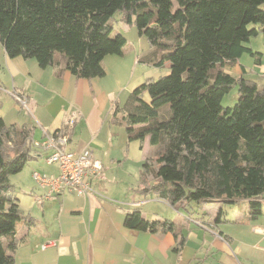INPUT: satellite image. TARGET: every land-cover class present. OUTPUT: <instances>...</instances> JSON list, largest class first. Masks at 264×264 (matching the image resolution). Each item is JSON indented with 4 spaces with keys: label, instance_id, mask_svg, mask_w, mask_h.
Masks as SVG:
<instances>
[{
    "label": "trees",
    "instance_id": "trees-1",
    "mask_svg": "<svg viewBox=\"0 0 264 264\" xmlns=\"http://www.w3.org/2000/svg\"><path fill=\"white\" fill-rule=\"evenodd\" d=\"M117 12L148 41L150 50L138 63L169 69L133 89L115 110L128 141L149 137L158 149L141 164L142 182L151 178L147 186L176 209L246 201L249 218L260 217L264 85L246 77L238 61L248 54L261 62L245 44L259 34L264 39V0H0V44L11 59H33L40 68L62 64L78 79L102 77L104 58L122 56L126 44L120 34L111 37ZM232 64L240 77L224 71ZM233 86L236 103L223 108ZM34 131L7 126L0 116V264H16L15 230L24 217L9 177L35 159ZM125 226L175 235L173 223L146 221L137 211Z\"/></svg>",
    "mask_w": 264,
    "mask_h": 264
},
{
    "label": "crops",
    "instance_id": "crops-1",
    "mask_svg": "<svg viewBox=\"0 0 264 264\" xmlns=\"http://www.w3.org/2000/svg\"><path fill=\"white\" fill-rule=\"evenodd\" d=\"M142 54L108 55L102 77L78 79L62 64L40 68L33 59H11L0 44V116L7 126L35 129V159L11 181L24 217L15 230L16 264H264V203L255 220L248 216L246 201L176 209L147 186L151 178L142 182L141 164L158 150L149 145V137L128 141L122 113H115L127 93L144 83L142 77L131 80ZM255 65L263 67L257 73L264 85V66ZM224 68L234 78L242 75L238 64ZM143 99L148 101L147 95ZM18 103L28 117L11 115L21 111ZM46 136L65 138L64 151L92 152L102 171L88 179L91 194L45 198V190L33 183V172L59 174L57 165L45 162L52 151L34 146ZM136 211L146 221L173 223L175 235L126 227V216ZM47 241L56 246L42 250Z\"/></svg>",
    "mask_w": 264,
    "mask_h": 264
},
{
    "label": "built area",
    "instance_id": "built-area-1",
    "mask_svg": "<svg viewBox=\"0 0 264 264\" xmlns=\"http://www.w3.org/2000/svg\"><path fill=\"white\" fill-rule=\"evenodd\" d=\"M17 100L24 105L19 98ZM65 142V138L56 139L54 136H46L44 141L34 144L39 149L52 151L45 162L55 164L59 169V174L55 177L38 172L32 173V179L36 185L45 190V198L64 192L80 196L91 194L92 188L88 179L99 175L102 171L101 164L93 159L89 149L76 153L67 152L62 149ZM55 246V241H47L41 245V249Z\"/></svg>",
    "mask_w": 264,
    "mask_h": 264
},
{
    "label": "rangeland",
    "instance_id": "rangeland-1",
    "mask_svg": "<svg viewBox=\"0 0 264 264\" xmlns=\"http://www.w3.org/2000/svg\"><path fill=\"white\" fill-rule=\"evenodd\" d=\"M120 13L117 12L114 14L113 19H114V24H113V30L111 32V37H113L115 34H120L122 35L125 40L126 44L123 47V55H126L130 51H138L140 54L143 52V54L139 57H144L147 55V53L150 50L148 41L146 40L145 37H139L137 33V29L134 25H127L124 22L120 21ZM246 47L250 48L254 53H258L257 57H261V62L262 65L264 66V39L263 35L259 34L256 37H252L248 43L245 44ZM128 56V55H126ZM255 59L251 57L248 54H243L241 58L239 59V65L244 66L247 70V75L249 79H254L255 81H260V75H258L257 72L260 71V69H263V67L256 66L255 65ZM104 66V62H103ZM226 68H224L225 70ZM256 72V73H255ZM169 73V69L167 65L161 67V68H156L154 66H149L146 64H143L142 62L138 63L137 65L132 68V74H131V80L135 82L138 80L140 77H142L145 81L151 80V81H156L160 77H163ZM137 86H134L131 90L135 89ZM130 90V91H131ZM131 93V92H130ZM129 92L126 95V98L122 104V106L125 104V101L127 100ZM124 97V96H123ZM10 101H13L11 98L7 97ZM237 100V88L236 86H233L222 98L221 105L223 108H232ZM18 108L21 110L20 112L14 111L11 113L12 116L16 118L21 117V118H26L23 115H26L28 117V113L25 107H23L20 103H18ZM167 106H164L161 110H166ZM27 113V114H26ZM164 116H167V113H164ZM9 118H6L7 121ZM18 126V125H17ZM22 125L20 124L19 127ZM158 150V149H157ZM21 174V173H18ZM18 174L10 176L9 177V182L11 185L16 178L15 176H18ZM22 176V175H19ZM32 178V176H31ZM24 180V179H23ZM33 180V179H32ZM33 183L34 180H33ZM36 184V183H35ZM14 191L16 192V188H14Z\"/></svg>",
    "mask_w": 264,
    "mask_h": 264
}]
</instances>
